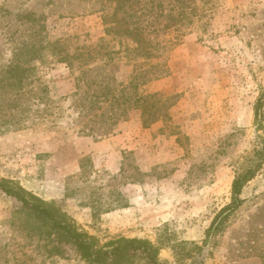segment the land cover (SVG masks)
Listing matches in <instances>:
<instances>
[{
  "label": "rangeland",
  "instance_id": "rangeland-1",
  "mask_svg": "<svg viewBox=\"0 0 264 264\" xmlns=\"http://www.w3.org/2000/svg\"><path fill=\"white\" fill-rule=\"evenodd\" d=\"M113 6L0 0V80L23 68L0 89V180L100 245L141 238L166 264H264V0H189L180 30L150 35L151 59L106 32ZM102 71L108 94L94 84ZM92 96L128 101L113 121V104ZM256 162L241 205L209 235ZM21 206L0 190V264H86L69 244L48 253Z\"/></svg>",
  "mask_w": 264,
  "mask_h": 264
},
{
  "label": "trees",
  "instance_id": "trees-1",
  "mask_svg": "<svg viewBox=\"0 0 264 264\" xmlns=\"http://www.w3.org/2000/svg\"><path fill=\"white\" fill-rule=\"evenodd\" d=\"M106 1L114 5L111 11L104 15L106 32L118 36H129L134 43L131 51L135 52L137 56H145L147 59L155 57V51L160 45V42L150 38L153 32L156 34L155 37H158L164 30H180L182 25L189 20L187 10L189 0H172L169 8L165 0ZM20 50L23 51V49ZM20 56L18 53L17 59ZM17 62L16 60L5 71V76H1L0 89H4L7 75L17 77V73L22 74V64H17ZM91 71L92 69L85 70L83 76H87ZM103 72L105 71L98 73L101 78L94 84L103 87L105 94H108L111 92V88L108 86ZM21 80L22 77L19 82ZM105 97L107 100L102 101L98 96H92L90 105L97 106L103 102L113 104L116 111L111 112L107 118L116 121L120 115V110L128 100L125 96H122L124 100L116 97L111 99ZM263 102V97H261L256 108L259 124L261 123ZM135 105L142 107L139 102ZM258 167L259 163L256 162L254 166L245 169L235 177L232 202L215 217L209 229V235L217 231L227 216L241 205L240 194L247 182L253 178ZM0 190L21 203V212L26 218V223L47 242L44 247L50 254L60 253L62 244H69L79 252L86 264H166L159 258V247L149 240L119 237L100 245L95 237L79 230L66 214L60 213L55 206L28 192L22 186L11 184L7 180H0ZM181 244L183 243H180L179 246ZM173 247L177 251L178 245Z\"/></svg>",
  "mask_w": 264,
  "mask_h": 264
}]
</instances>
